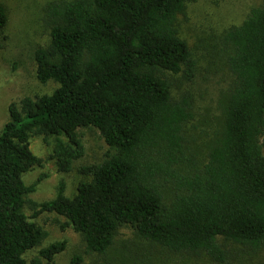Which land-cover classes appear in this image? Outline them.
<instances>
[{
	"label": "trees",
	"instance_id": "obj_1",
	"mask_svg": "<svg viewBox=\"0 0 264 264\" xmlns=\"http://www.w3.org/2000/svg\"><path fill=\"white\" fill-rule=\"evenodd\" d=\"M185 3L43 6L48 43L33 53L35 76L57 86L8 105L0 130V264H42L64 249L55 242L24 258L46 238L33 221L41 212L64 217L84 255L95 256H75L73 264H155L161 252L246 264L264 255V0L221 34L230 83L202 158L186 134L192 101L174 90V76L188 82L195 74L177 21ZM6 20L0 5V33ZM81 128L97 130L108 147L101 162L79 169L90 179L71 197L61 183L51 200L28 199L39 179L26 185L22 176L40 164L30 138L53 137L57 170L69 172L83 156ZM122 227L131 229L133 249L117 245Z\"/></svg>",
	"mask_w": 264,
	"mask_h": 264
},
{
	"label": "rangeland",
	"instance_id": "obj_2",
	"mask_svg": "<svg viewBox=\"0 0 264 264\" xmlns=\"http://www.w3.org/2000/svg\"><path fill=\"white\" fill-rule=\"evenodd\" d=\"M50 0H0L7 20L0 33V130L8 121V105L19 103L23 98L50 94L56 83L38 82L35 76L36 65L33 59L35 49L48 43V29L44 26L42 8ZM262 0H186L185 10L178 17L180 36L187 42L195 59V74L191 81L180 75L174 76L175 95L186 94L192 101L193 120L186 127L190 137V147L203 156L204 145L219 129L220 109L230 76L225 65V49L220 42L222 32L231 26L239 25L253 7ZM83 148V156L76 161L69 172L57 170L52 158L53 137L32 136L29 140L31 152L40 159V164L26 172L22 179L30 185L39 179L35 191L27 198L40 203L55 197L61 183L64 195H75L78 183L88 181L89 175L80 173L84 166L101 162L108 147L99 132L93 128L76 131ZM62 140L65 138L62 136ZM264 154V151H263ZM24 212L31 216L32 210L25 206ZM33 221L47 232L46 238L38 247L24 254L28 262L42 248L55 242H64V249L56 253L51 261L42 264H73L75 256H82L84 262L95 260V256L84 255L80 235L65 226L64 217L54 212H41ZM127 245L133 249L134 241L129 227H122L117 236V245ZM155 264H213L205 257L191 258L161 252ZM246 264H264V255Z\"/></svg>",
	"mask_w": 264,
	"mask_h": 264
}]
</instances>
